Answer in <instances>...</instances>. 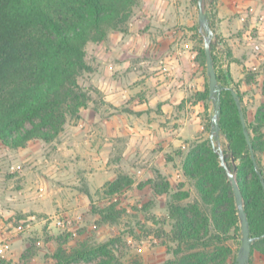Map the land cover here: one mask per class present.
Masks as SVG:
<instances>
[{
	"label": "rangeland",
	"instance_id": "obj_1",
	"mask_svg": "<svg viewBox=\"0 0 264 264\" xmlns=\"http://www.w3.org/2000/svg\"><path fill=\"white\" fill-rule=\"evenodd\" d=\"M204 8L215 33L217 67L230 69L244 94L248 121L264 144V125L255 119L259 109L264 116V65L254 63L264 57V0H204ZM198 12V0H142L127 32L109 33L127 35L137 26L136 39L146 41L141 57L133 59L128 70L116 72V64L122 61L109 55V37L89 43L86 63L92 69L83 72L78 82L91 99L79 118H69L50 142L33 140L18 149L0 142V243L11 245L0 256V264H104L110 260L112 264H163L174 259L167 250L176 246L169 208L199 203L183 163L195 142L210 137L208 123L213 115L212 102L207 108L203 101H196V93L209 84L206 61L203 65L199 55L205 33L200 30ZM224 20L235 27L223 32ZM237 22L241 27L237 28ZM225 44L238 62L226 58ZM141 62L142 75L134 83L142 90L136 88L128 103L110 104L105 98L110 88L117 81L131 80L130 72ZM173 64L184 66L196 86L188 88L171 116L162 113L161 105L132 110L141 107L143 100L157 97L163 81L176 78L171 73ZM115 115L123 126L130 119L143 132L135 138L131 133L113 134L108 123ZM225 143L221 137L216 146L224 149ZM259 157L264 165V152ZM156 171L170 183L169 194L154 191L153 185L159 182ZM186 194L188 198L175 200ZM102 211H108L111 220L101 217ZM55 220L63 225L57 227ZM234 235L230 245L235 259L230 264L236 263L241 246L240 221ZM115 237L122 244L112 246L107 256L99 245ZM79 253L83 256L70 261ZM250 264H264V255L256 251Z\"/></svg>",
	"mask_w": 264,
	"mask_h": 264
},
{
	"label": "trees",
	"instance_id": "obj_2",
	"mask_svg": "<svg viewBox=\"0 0 264 264\" xmlns=\"http://www.w3.org/2000/svg\"><path fill=\"white\" fill-rule=\"evenodd\" d=\"M142 0H0V142L18 149L30 141L50 142L64 130L69 118H79L81 109L91 99L78 79L91 71L86 63V46L106 41L110 31L127 32L134 9ZM212 16L216 13L211 12ZM224 47V45H223ZM212 55L218 81L223 87L220 137L226 143V164L233 170L241 188L250 234L254 238L251 256L257 251L264 255V189L259 174L264 165L259 157L264 144L256 136L244 108V94L234 81L230 69L219 70L214 46ZM226 58L238 62L225 44ZM205 65V53L199 52ZM239 97L253 146L257 167L244 136L239 111L232 94ZM196 101L210 105L209 86L196 93ZM263 109L256 123L264 125ZM211 117L208 127L211 128ZM211 132V130H210ZM184 175L193 182L199 203L187 206L171 205V233L176 246H167L174 259L163 264H230L235 259L230 242L239 232L235 199L219 153L210 137L195 142L183 163ZM154 191L169 194L172 187L161 173L155 172ZM177 198L182 201L188 198ZM101 217L111 220L108 211ZM122 244L119 237L99 245L110 254L112 246ZM81 253L70 261L82 257ZM112 258V256H110ZM110 260V259H109ZM104 264H112L110 261Z\"/></svg>",
	"mask_w": 264,
	"mask_h": 264
},
{
	"label": "crops",
	"instance_id": "obj_3",
	"mask_svg": "<svg viewBox=\"0 0 264 264\" xmlns=\"http://www.w3.org/2000/svg\"><path fill=\"white\" fill-rule=\"evenodd\" d=\"M220 16L221 12H220ZM222 30H231V27H235V24H232V26H229L228 22L224 20L222 22ZM237 28L241 27L238 22L236 23ZM138 27L134 26L133 28H130L129 33L127 35L122 34H113L109 36V45L111 46V50H109V55H115V58L121 60V64H116V72L119 70H128L130 66L133 64L132 60L135 58L141 57L140 54H143L145 51V43L143 40H137L136 39V32ZM229 30V31H230ZM233 30V29H232ZM158 40V39H157ZM165 49H169V45L164 43ZM256 59V58H255ZM254 63L256 65H264V57H261L260 60L256 59L254 60ZM144 64V62H141L139 67H137L134 71H131L129 75H131V80L129 78H126L125 81H117L115 82V85L113 86V89L110 88V92L106 94V100L114 105L115 107L121 105L122 103L127 102L131 99V97H134V94L137 93V85L134 83L137 81L138 78L141 77V66ZM178 64V63H177ZM177 64H173V72L171 70V73L176 74V78L172 79L170 78L167 82L163 81L161 84V91L157 95V97L153 98H147V100L142 101L141 107L138 108H131L134 111H145L147 109H154L158 105H161V111L165 115L171 116L172 112L177 108L179 104L185 99L186 92L188 91V88L191 89L192 87L196 86V83L191 81L188 75L185 74V68L184 66H180ZM259 66V67H260ZM264 67V66H263ZM138 72V74L136 73ZM136 76V77H135ZM138 77V78H137ZM182 77L186 78L185 81H182ZM131 81V82H130ZM134 85H133V84ZM148 83V82H147ZM198 83V82H197ZM128 84V85H127ZM143 83H141L142 85ZM124 85H126L124 87ZM131 85V86H129ZM140 86V85H139ZM125 88V89H124ZM140 89L139 92L142 90L141 86L138 88ZM199 89V88H198ZM126 100V101H125ZM138 101H134L133 103H137ZM132 102L128 104L130 106ZM126 126H123L121 121L119 120L118 116H114L108 123V125L111 127V132L113 134H123V133H131L133 138L136 137V134L138 135L140 132H143L141 129L138 130L134 124V121H130V119H127ZM130 123V124H128ZM187 133V132H186Z\"/></svg>",
	"mask_w": 264,
	"mask_h": 264
},
{
	"label": "water",
	"instance_id": "obj_4",
	"mask_svg": "<svg viewBox=\"0 0 264 264\" xmlns=\"http://www.w3.org/2000/svg\"><path fill=\"white\" fill-rule=\"evenodd\" d=\"M198 8H199V12H198L199 27H200V30L205 33L204 53H205L207 75L209 77V84H208L209 99L211 100L213 104V115L211 116L212 126H211V132H210V139L215 148V151L219 153L220 160H221V166L225 169L227 177H228V181L231 185L232 192H233L234 199H235L236 209L238 212L237 215H238V218L240 221V227H241V234H242L241 246L239 248L235 264H250V258H251L252 245L254 242V238H252L250 234V225H249V219L247 216V212L245 210L244 197H243L241 188L236 178L237 165L236 163L233 162L234 168L233 170H231V168H229V166L225 162L223 150L220 147L216 148V145H215V139L220 137V126H219V117L221 115L220 95L223 91V87L218 81L217 72L215 69L214 59L212 55V49H211V44L215 36V33L211 28L209 16L205 12L204 0H198ZM232 94H233V97L238 107L241 123L244 128V136H245L246 142L252 154V159L254 160V164L257 167V163L255 161V157L253 154V146L251 143L249 132L246 128V120H245V116L242 110L239 97L237 93L233 90H232ZM259 176L261 179L262 187L264 189L263 175L259 174Z\"/></svg>",
	"mask_w": 264,
	"mask_h": 264
},
{
	"label": "built area",
	"instance_id": "obj_5",
	"mask_svg": "<svg viewBox=\"0 0 264 264\" xmlns=\"http://www.w3.org/2000/svg\"><path fill=\"white\" fill-rule=\"evenodd\" d=\"M54 223H55V225H56L57 227H60V226L63 225V222H62L61 220H55ZM10 248H11V245H10L9 242H7V241H2V242L0 243V256H4L7 252H9Z\"/></svg>",
	"mask_w": 264,
	"mask_h": 264
}]
</instances>
